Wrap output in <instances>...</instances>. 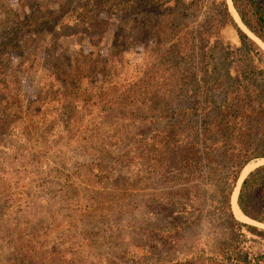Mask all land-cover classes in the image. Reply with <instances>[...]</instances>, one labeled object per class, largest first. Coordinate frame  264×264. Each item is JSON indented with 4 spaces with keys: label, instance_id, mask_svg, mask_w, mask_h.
I'll list each match as a JSON object with an SVG mask.
<instances>
[{
    "label": "rangeland",
    "instance_id": "374dc122",
    "mask_svg": "<svg viewBox=\"0 0 264 264\" xmlns=\"http://www.w3.org/2000/svg\"><path fill=\"white\" fill-rule=\"evenodd\" d=\"M80 3L0 0V264H181L207 231L163 229L152 142L188 99L182 66L132 15L79 22Z\"/></svg>",
    "mask_w": 264,
    "mask_h": 264
},
{
    "label": "trees",
    "instance_id": "16d2710c",
    "mask_svg": "<svg viewBox=\"0 0 264 264\" xmlns=\"http://www.w3.org/2000/svg\"><path fill=\"white\" fill-rule=\"evenodd\" d=\"M230 1L264 44V0ZM72 10L79 22L100 13L132 15L135 40L163 48L169 62L182 66L188 99L152 142L161 150L153 157L165 189L160 208L172 217L163 229L185 236L193 228L207 231L181 264H264V227L254 224L264 226V49L227 0H81ZM53 15L30 17L22 27L28 33L56 27ZM23 28L14 29L19 41ZM239 180L237 205L253 223L231 209Z\"/></svg>",
    "mask_w": 264,
    "mask_h": 264
},
{
    "label": "bare ground",
    "instance_id": "6f19581e",
    "mask_svg": "<svg viewBox=\"0 0 264 264\" xmlns=\"http://www.w3.org/2000/svg\"><path fill=\"white\" fill-rule=\"evenodd\" d=\"M228 3H229V8H230V11H231V13L233 14V16L236 18V20H238L239 21V19H238V17H237V15H236V13H235V10L233 9V7H232V5H231V1L230 0H228ZM240 22V21H239ZM240 25L243 27V25L240 23ZM243 29L245 30V28L243 27ZM246 31V30H245ZM249 33V32H248ZM250 34V33H249ZM250 36H252L251 34H250ZM253 37V36H252ZM258 43H260L261 45H262V47L264 48V45L257 39V38H255V37H253ZM249 164L244 168V170H243V175L249 170ZM242 175V176H243ZM236 198H237V190H235L234 191V193H233V195H232V199H231V208H232V211L234 212V214H235V216H236V218L237 219H239V220H245V221H250L248 218H246L242 213H241V211L239 210V208H238V206H237V204H236ZM250 222H252V221H250Z\"/></svg>",
    "mask_w": 264,
    "mask_h": 264
},
{
    "label": "water",
    "instance_id": "95a60500",
    "mask_svg": "<svg viewBox=\"0 0 264 264\" xmlns=\"http://www.w3.org/2000/svg\"><path fill=\"white\" fill-rule=\"evenodd\" d=\"M231 5H232V3H231ZM233 7V6H232ZM234 9V8H233ZM236 13V12H235ZM237 15V14H236ZM237 17H238V15H237ZM239 19V18H238ZM239 21H240V19H239ZM241 22V21H240ZM242 24V23H241ZM243 173V172H242ZM242 175V174H241ZM242 177V176H241ZM240 180H241V178H240ZM240 180L237 182V184H236V186L234 187V189H233V191H232V195H233V193H234V191L235 190H237V193H238V187H239V183H240ZM232 195H231V199H232ZM231 199H230V203H231ZM236 204H237V198H236ZM238 206V205H237ZM232 209V208H231ZM233 212V211H232ZM233 214H234V212H233ZM234 216H235V214H234ZM236 217V216H235ZM239 220V219H238ZM240 221H245V220H240ZM246 222H250V221H246Z\"/></svg>",
    "mask_w": 264,
    "mask_h": 264
}]
</instances>
